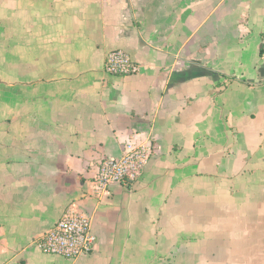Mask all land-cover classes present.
I'll use <instances>...</instances> for the list:
<instances>
[{"label": "crops", "instance_id": "crops-1", "mask_svg": "<svg viewBox=\"0 0 264 264\" xmlns=\"http://www.w3.org/2000/svg\"><path fill=\"white\" fill-rule=\"evenodd\" d=\"M129 140L140 177L93 195ZM70 207L94 249L42 253ZM0 264H264V0H0Z\"/></svg>", "mask_w": 264, "mask_h": 264}, {"label": "built area", "instance_id": "built-area-1", "mask_svg": "<svg viewBox=\"0 0 264 264\" xmlns=\"http://www.w3.org/2000/svg\"><path fill=\"white\" fill-rule=\"evenodd\" d=\"M104 70L109 75H131L139 71V65L125 51L111 50L106 54ZM152 153L149 140L137 144L129 140L121 155L101 158L95 166L92 194L98 197L107 196L113 183L126 186L134 184ZM96 241L91 217L70 207L52 228L39 236L35 246L42 253L74 259L91 252Z\"/></svg>", "mask_w": 264, "mask_h": 264}]
</instances>
